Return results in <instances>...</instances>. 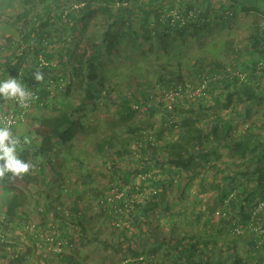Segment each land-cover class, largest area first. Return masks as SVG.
<instances>
[{
    "label": "trees",
    "instance_id": "1",
    "mask_svg": "<svg viewBox=\"0 0 264 264\" xmlns=\"http://www.w3.org/2000/svg\"><path fill=\"white\" fill-rule=\"evenodd\" d=\"M215 1L221 0H201L204 7L197 8L186 0L176 8L174 0H0V17L13 16L22 23L5 75L22 72L20 82L36 92L38 98L28 109L26 123L36 124L34 133L40 140L38 145L23 143L25 136L18 129L26 123L14 131L22 141L18 154L35 164L36 170L23 179L0 181L4 207L0 212V264H28L31 258L36 264H55L56 260L91 264L83 247L93 241L104 250L126 251L125 264H264V205L260 207L264 204V139L245 130V138L236 140L237 122L244 119L248 124L250 104L264 102V94H257L253 84L264 76V18L260 19L264 5H260L262 0H228L222 9H211ZM174 10L178 17L172 16ZM239 12L255 13L258 20L245 46L228 42L224 51L231 62L209 61L207 54L195 59L185 56L188 43L206 46L205 37L224 29ZM8 30L0 28V35ZM8 39L7 45H13ZM152 54L157 56L156 63L148 61ZM115 56L129 61L134 71L112 83L106 67ZM254 56L261 60L254 62ZM185 65L192 67L185 69ZM37 70L44 74L42 83L32 77ZM204 83L205 91L192 95ZM75 89L82 99L72 104L69 97ZM159 96L164 101L156 103ZM97 102L107 103L113 114L103 130L110 132L95 136L94 149L104 154L118 144L117 154L135 158L137 163L126 171L114 163L110 182L118 189L125 182L130 185V196L140 193L143 197L100 199L101 212L95 218L77 204L63 209L47 202L40 214L51 211L63 222L62 238H41L39 232L25 230L29 242L21 246L28 195L18 185L34 184L42 177L44 191L49 193L54 175L61 191L69 185L67 175L75 166L82 167L87 157L72 150L75 141L90 142L93 132L99 133L94 121L84 117L88 105L94 103L95 110ZM142 107L153 115L164 112L162 123L171 125L166 136L162 129L152 131V125L150 132L132 125ZM133 144L140 146V156L131 149ZM223 151L232 163L223 160ZM91 174L79 176L85 191L91 189L86 186L92 181ZM184 178L187 182L170 198L174 184ZM189 187L197 188L193 204L197 209L191 211L193 224L187 218L184 223L197 227L199 233L178 229L173 220L175 215L189 213L186 208L178 214L171 210L174 201L185 198ZM79 189L84 193L82 186ZM208 193H215L213 199L199 209L198 196ZM160 208L170 228L166 234L158 231V224L153 233L149 221ZM112 218L118 222L108 229L121 230V238L104 239L105 229L92 223H107ZM68 222L78 228V234L69 232ZM42 240L50 251L43 259L37 255ZM10 245L16 251L5 254ZM63 247L69 248L61 251Z\"/></svg>",
    "mask_w": 264,
    "mask_h": 264
},
{
    "label": "rangeland",
    "instance_id": "2",
    "mask_svg": "<svg viewBox=\"0 0 264 264\" xmlns=\"http://www.w3.org/2000/svg\"><path fill=\"white\" fill-rule=\"evenodd\" d=\"M186 0H174L173 5L177 7L178 4H183ZM188 4H192L193 6L197 8H203V4L201 0H187ZM214 8V4L212 5L211 9ZM165 9H169V3L165 5ZM9 13H12L9 11ZM177 17L178 14L176 13V10L172 12V16ZM3 16V15H2ZM0 17V28L9 29L8 32H6V35H0V81L6 80L8 76H6V68L11 65V61H9V57L11 56V52L16 50V42L19 40V33L21 31L22 23H18L15 21L14 17L12 16H3ZM264 17L260 16V19L262 20ZM254 20L256 19V14H242L241 17H238L235 21H230L228 24H226V27L224 29H220L218 31H213L211 35H208L205 37L207 39V45L201 46L196 45L194 43H188V48L185 50V56L194 58H199L204 55V58L207 54V60L210 61V58L215 59L217 58L219 61L224 63V60L231 62L229 60V57L227 56L226 52L224 50L227 49L228 42L233 41L238 46H245L246 41L248 39V33H251V27L254 25ZM260 20V22H261ZM263 26V24H262ZM215 27V26H213ZM56 28V27H54ZM215 29V28H214ZM10 37V39L13 41V45H7V39ZM9 41V39H8ZM180 41V40H179ZM178 41V42H179ZM50 51H54V49H51ZM205 51V54H202ZM225 53V55H223ZM184 56V55H183ZM136 60L139 62L142 61V58L140 56L136 55ZM255 61H260L261 58L254 56L252 58ZM161 61H166L165 59H160ZM252 60V61H253ZM57 61V60H56ZM54 61V62H56ZM148 61H151L150 63H156L158 61L157 56L152 54ZM226 62V63H228ZM159 65V63L157 64ZM141 68H146L148 65H140ZM229 66V65H227ZM17 67V66H15ZM134 67L129 61L126 59L124 60L121 57H113V62L108 63V66L106 67V72L109 73L111 78V82L115 83L120 80H123V76L128 73V71L133 72L134 70H130L129 68ZM191 65H185L184 68H191ZM26 68V65H22V69ZM21 71V70H20ZM22 73V72H21ZM21 73L18 74V72H14V77L18 79V77L21 75ZM260 73V72H259ZM115 74V75H114ZM135 75L137 73L135 72ZM256 93L257 94H264V76H262L261 79L255 80L254 83ZM252 84V85H253ZM259 86V87H258ZM59 89H51V91H58ZM136 91V88L133 89ZM57 93V92H56ZM55 93V95H56ZM197 93V92H194ZM59 94V92H58ZM57 94V95H58ZM82 93L78 92L76 89L69 97V101H71L72 104H76L77 101H80L82 98ZM52 100V99H51ZM164 101V98L162 96H159L156 100V103L160 101ZM98 108H94V103H91V105H88L87 113L84 115L85 118H89L94 121V125L98 127L99 133L93 132V136L91 137L90 142L87 140L83 141H75V146L72 149L76 154L78 155H86V161L83 163L82 167L75 166L74 170H71L67 180L70 181L65 188L61 191L58 187V179L54 175L50 179L49 187L47 188L49 193L44 191L45 186H43L42 177H39L37 179V182L34 184H28L23 185V183L19 184L18 186L25 190V192L28 195V203L24 207V213L26 214V220L25 225L22 226V236L20 242L21 246L27 245L29 242L27 239V236L25 234V230L30 231V233L39 232L41 235V238H46L50 235L54 236L56 239H61V235L63 234V230H65V226L62 221H60L57 217L54 216L53 212H49L45 215L40 214V212L44 209V206L47 205L46 203H52L54 207H60L63 209H66L69 207V205H79L85 213L92 217H98L101 212L100 205L98 204V200L107 198L108 200H113L116 197H123L125 195L126 199H136L139 197H143V194L135 193L130 196V185H128L125 182L120 183L122 184V188L118 189L116 186H112L110 182L111 177V171L112 167L115 163V166H121L122 170H128L129 167H134L136 162V159L132 156L130 157L128 153H124L123 155L117 154L119 145L116 144L114 148H109L105 150V153H101L96 151L95 144L98 139L95 137L98 135V137H102V133L110 132L109 129L105 132L103 131L106 126V119H110L109 117H112L113 110L109 108L107 103L97 102ZM251 105V116L248 118V124H255L259 125L264 122V102L262 103H252ZM245 107V106H244ZM242 108L245 110V108ZM2 110V108H0ZM164 115V112H155L153 114H149L147 110L142 107L140 109L139 115L136 116V118L133 120L132 125L133 126H140L143 129H145L147 132H150V125L154 126L152 131H159V129L163 130V136H166L167 130L166 128H169L170 130V124L164 125L162 123V116ZM176 120V118L174 119ZM254 121V122H253ZM259 121V122H258ZM245 123V121H244ZM89 124V123H88ZM247 125V122L244 124V127ZM36 124L33 122L26 123L24 125H21L18 129V134L20 136H25V138L28 137V141L32 142V145H38L40 143V140L36 138L35 131ZM174 133L177 132V130H173ZM123 134L126 133V130L122 132ZM87 141V142H86ZM92 142V143H91ZM137 147H140L139 145L133 144L131 146V149L135 151L139 156L141 153L137 149ZM91 155V156H90ZM79 158V157H78ZM81 158V157H80ZM226 161V160H225ZM228 163H232V159H229ZM139 163V162H138ZM240 164V163H239ZM229 167H235L232 165H229ZM88 171L92 172V181L88 183L86 186L90 187V190L84 189V184H82V181L80 180L79 176L82 173H87ZM71 174V175H70ZM199 179V178H198ZM188 178H184L179 182L178 184H174V188L172 191V194L169 196L174 197V195L177 193V188L180 185H184L187 182ZM83 188L84 194L82 192V189H79V187ZM196 189L189 187L187 194L185 195V198L178 201H174V204H172L171 210L175 212V214H178V210L182 208H186L187 212L184 215L181 214V216L175 215L173 217L174 222L177 224L178 229H186L189 232L193 233H199L198 228L193 227L191 225H187L184 223V219L189 221L188 223L193 224V218L191 211L197 208H194L193 204L196 202L195 196H196ZM2 192V189L0 187V193ZM215 193H208L203 195L202 197L198 196L201 200V205L199 209H204L206 204H209L211 199H213ZM176 199V198H175ZM4 207L0 203V212H2L1 209ZM162 209H157L154 214L150 215L149 221H152L154 226L153 233H157V230H155L156 224H158L157 229H159V232L168 233L170 228L169 226H166V220H163L162 217ZM216 217H218L216 215ZM105 220H107L105 218ZM168 220V219H167ZM107 223L97 224V222H93L92 225H95L96 227H102V229H105V234L103 233L101 236L102 238L106 239L109 238L110 240L118 239L121 235V230H111L108 229L110 224L117 223L118 221L112 219H108L106 221ZM204 222V217L201 219V224L198 225L201 227V225ZM101 223V222H99ZM68 226V230L72 235L78 234V228L73 226L70 222L66 224ZM93 226V228L95 227ZM140 228L142 231H146V225L143 223H140ZM28 227V229H27ZM77 230V231H76ZM135 233V231H134ZM150 233V231L148 232ZM94 232H91L90 235H94ZM121 238V237H120ZM28 241V242H27ZM44 242H38V252L37 255H39L43 259L44 254H48L49 247L45 244L46 240H42ZM12 243V242H10ZM56 250H59V245L54 246ZM69 248V247H67ZM66 248V249H67ZM103 248V249H102ZM61 248L62 250H66ZM16 249L13 248L12 245L8 247V250H6L5 254H11L14 253ZM114 249L110 250H104V247H98L97 242L93 241L92 243H87L85 247H83V253L90 256L91 264H125L126 256L128 255L125 253L126 251L122 252H113ZM56 253V252H54ZM108 257V258H107ZM1 259H3L2 256H0ZM41 259V261H42ZM34 259L31 258L29 261H32V263L28 264H36L37 262L33 261ZM55 264H60L58 260H56Z\"/></svg>",
    "mask_w": 264,
    "mask_h": 264
},
{
    "label": "clouds",
    "instance_id": "3",
    "mask_svg": "<svg viewBox=\"0 0 264 264\" xmlns=\"http://www.w3.org/2000/svg\"><path fill=\"white\" fill-rule=\"evenodd\" d=\"M32 77L37 83L44 81V74L39 70L33 72ZM37 98L30 88L15 77L9 76L6 80L0 81V107L8 102H14L23 109H29ZM13 123V118L6 114V110L0 112V181L6 178L23 179L36 170L35 164L22 159L18 154L22 141L12 132ZM28 142V139L24 138L23 143Z\"/></svg>",
    "mask_w": 264,
    "mask_h": 264
},
{
    "label": "crops",
    "instance_id": "4",
    "mask_svg": "<svg viewBox=\"0 0 264 264\" xmlns=\"http://www.w3.org/2000/svg\"><path fill=\"white\" fill-rule=\"evenodd\" d=\"M228 0H221V1H219V2H217V1H215V3H214V7L216 8H218V7H220V9H222L224 6H227V5H229V3L227 2ZM259 1V0H258ZM261 1V0H260ZM227 2V3H226ZM260 5L262 6V5H264V3H263V0L260 2ZM242 14H244V13H238L237 14V16L233 19V20H230V21H235L238 17H241V15ZM247 36H250V33H248V35ZM9 107H11V102H8L7 104H4L2 107H0V108H2V110H6L7 108H9ZM225 116V115H224ZM227 116H229V115H227ZM225 117V118H229V117ZM231 117V116H230ZM250 118V117H249ZM231 121V120H230ZM229 122V121H228ZM254 122V121H253ZM259 122V121H258ZM239 123V130L236 132V140H238V141H240V140H243L244 138H245V134H246V132H245V130H247L248 132H250V133H253V134H259V136H260V138L261 139H264V127H262V124H259L258 126H256V125H254V126H250V124L248 125H246L245 127H244V119L243 120H240V121H238L237 122V124ZM235 123H233V125H234ZM249 129V130H248ZM263 141V140H262ZM224 152V158H223V160H226V161H228L229 162V155H228V152H226V151H223ZM231 160V159H230ZM239 163V162H238Z\"/></svg>",
    "mask_w": 264,
    "mask_h": 264
},
{
    "label": "built area",
    "instance_id": "5",
    "mask_svg": "<svg viewBox=\"0 0 264 264\" xmlns=\"http://www.w3.org/2000/svg\"><path fill=\"white\" fill-rule=\"evenodd\" d=\"M263 28H264V22H263ZM206 88H207V85H206V83H204L203 85L200 86V88H198V90L196 91L197 93H193L192 95H200L203 91H205ZM32 91L36 94V92L34 90H32ZM33 102L31 103V105L33 104ZM4 111L5 110H0V112H4ZM6 114L11 116L14 120V123L12 125V132L13 133L21 124L26 123V121L28 119L27 118L28 117V109H23L20 106L16 105L14 102H11V107L6 109ZM263 205L264 204H261L260 207H262Z\"/></svg>",
    "mask_w": 264,
    "mask_h": 264
}]
</instances>
